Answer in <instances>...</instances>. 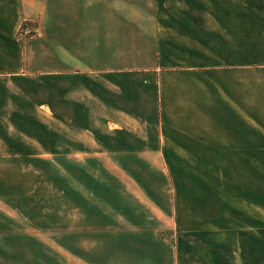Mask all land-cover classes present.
I'll return each mask as SVG.
<instances>
[{"label":"crops","instance_id":"0c3cea01","mask_svg":"<svg viewBox=\"0 0 264 264\" xmlns=\"http://www.w3.org/2000/svg\"><path fill=\"white\" fill-rule=\"evenodd\" d=\"M52 78L64 123L108 112L92 155L167 158L171 192L76 219L78 264H264V0H0V264H31L37 233L10 206L25 196L6 126L52 114L19 84Z\"/></svg>","mask_w":264,"mask_h":264},{"label":"rangeland","instance_id":"374dc122","mask_svg":"<svg viewBox=\"0 0 264 264\" xmlns=\"http://www.w3.org/2000/svg\"><path fill=\"white\" fill-rule=\"evenodd\" d=\"M19 84L25 88L35 85L36 91L25 96L36 99L37 103L49 101L54 108L52 114L31 110L26 116L32 115V119L36 116V122L21 125L20 129L6 126V130L9 128L13 133L6 137L4 147L7 152L15 148L11 151L15 152V158L10 164L21 166L16 182L25 196L18 204L10 206L21 213L31 212L37 216L36 244L31 246L29 256L31 264H78V253L82 259L88 243L87 233L86 236L82 233L81 247L78 246L76 219L84 218L86 224H106L108 221L104 218L111 211L132 212L135 211L132 201H141L147 195L156 199L164 190L171 192L165 169L167 158L94 156L93 131L99 126L93 125L92 116L100 117L103 124V119L108 117L107 111L95 110L94 113L85 109L80 116L74 114L85 122L66 124L59 107L64 96L59 78L22 80ZM92 90L91 83L82 88L79 95L82 102H92ZM49 116L51 118L46 120ZM101 135L98 130L97 136ZM16 149H20L21 154L33 153V156L19 157ZM66 152L73 155L62 154ZM25 186L30 187L26 192ZM93 218L98 220L92 221Z\"/></svg>","mask_w":264,"mask_h":264},{"label":"built area","instance_id":"2783aa9c","mask_svg":"<svg viewBox=\"0 0 264 264\" xmlns=\"http://www.w3.org/2000/svg\"><path fill=\"white\" fill-rule=\"evenodd\" d=\"M34 32V27L31 24H27V22H24L21 29L20 34L22 36L30 35Z\"/></svg>","mask_w":264,"mask_h":264},{"label":"trees","instance_id":"16d2710c","mask_svg":"<svg viewBox=\"0 0 264 264\" xmlns=\"http://www.w3.org/2000/svg\"><path fill=\"white\" fill-rule=\"evenodd\" d=\"M27 24H29V23L27 22Z\"/></svg>","mask_w":264,"mask_h":264}]
</instances>
